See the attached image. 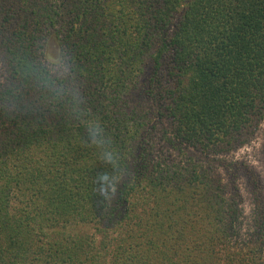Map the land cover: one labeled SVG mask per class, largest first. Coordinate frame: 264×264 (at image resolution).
Returning <instances> with one entry per match:
<instances>
[{"label":"trees","instance_id":"1","mask_svg":"<svg viewBox=\"0 0 264 264\" xmlns=\"http://www.w3.org/2000/svg\"><path fill=\"white\" fill-rule=\"evenodd\" d=\"M263 123L264 0H0V264H264Z\"/></svg>","mask_w":264,"mask_h":264},{"label":"clouds","instance_id":"2","mask_svg":"<svg viewBox=\"0 0 264 264\" xmlns=\"http://www.w3.org/2000/svg\"><path fill=\"white\" fill-rule=\"evenodd\" d=\"M43 68L36 65L24 64L20 66V74L22 76H28L36 81L41 87L49 91L54 97L69 100L73 105L79 104V97L74 89H72L67 83H61V81H67L68 74L70 72L68 62L65 60L61 52H53L47 50L42 53ZM85 125L89 128V135L98 136L101 132L100 122L95 118L85 116ZM93 143H99L98 139H94ZM106 162L112 165L113 174L111 176L110 183L104 187L106 191L115 192L117 183L122 179L125 174L120 166V158L117 151L109 149L105 153Z\"/></svg>","mask_w":264,"mask_h":264},{"label":"rangeland","instance_id":"3","mask_svg":"<svg viewBox=\"0 0 264 264\" xmlns=\"http://www.w3.org/2000/svg\"><path fill=\"white\" fill-rule=\"evenodd\" d=\"M148 75L149 72L146 76ZM158 142H160L161 145L162 141L158 139ZM230 157L234 160H240L241 162L244 161L249 166L255 168L256 171L261 175L264 184V123L261 126V131L256 135V137L251 141V143H249ZM243 192L245 196L244 207L246 209V212L249 213L251 210L250 200L249 197H247V192L244 189ZM83 228L84 227L74 228V232H78V229ZM87 229L91 232H94V230L91 229V226H88Z\"/></svg>","mask_w":264,"mask_h":264}]
</instances>
